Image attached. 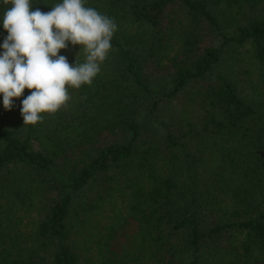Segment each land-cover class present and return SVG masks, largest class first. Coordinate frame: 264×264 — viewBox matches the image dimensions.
<instances>
[{"label":"trees","instance_id":"1","mask_svg":"<svg viewBox=\"0 0 264 264\" xmlns=\"http://www.w3.org/2000/svg\"><path fill=\"white\" fill-rule=\"evenodd\" d=\"M86 6L92 85L35 126L0 97V264H264V0Z\"/></svg>","mask_w":264,"mask_h":264},{"label":"clouds","instance_id":"2","mask_svg":"<svg viewBox=\"0 0 264 264\" xmlns=\"http://www.w3.org/2000/svg\"><path fill=\"white\" fill-rule=\"evenodd\" d=\"M2 27L7 35L0 43V97L5 110L14 98L20 101L24 125L44 121L43 113L55 114L71 99L69 87L91 86L112 50L118 25L87 0H61L42 12L32 0H3ZM79 46L84 61L70 64L61 50Z\"/></svg>","mask_w":264,"mask_h":264}]
</instances>
